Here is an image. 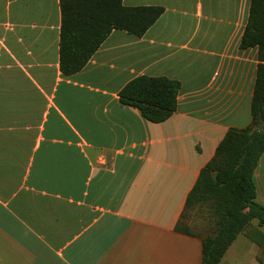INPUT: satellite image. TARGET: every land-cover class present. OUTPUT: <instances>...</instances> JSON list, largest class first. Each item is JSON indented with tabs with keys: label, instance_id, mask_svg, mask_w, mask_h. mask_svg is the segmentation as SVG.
I'll return each mask as SVG.
<instances>
[{
	"label": "crops",
	"instance_id": "1",
	"mask_svg": "<svg viewBox=\"0 0 264 264\" xmlns=\"http://www.w3.org/2000/svg\"><path fill=\"white\" fill-rule=\"evenodd\" d=\"M122 2L164 12L65 75L60 0H0V264H202L203 236L179 228L227 131L252 121L251 0ZM141 75L180 81L167 120L121 102ZM254 180L264 205V154ZM219 264H264L257 218Z\"/></svg>",
	"mask_w": 264,
	"mask_h": 264
},
{
	"label": "trees",
	"instance_id": "2",
	"mask_svg": "<svg viewBox=\"0 0 264 264\" xmlns=\"http://www.w3.org/2000/svg\"><path fill=\"white\" fill-rule=\"evenodd\" d=\"M60 6V68L65 75L84 68L113 30L143 36L164 12L162 6H126L122 0H60ZM240 45L258 47L259 53L252 121L246 128L227 131L186 202L187 208L196 201L209 200L216 216L215 234L203 238L202 264H219L254 218L264 225V205L256 201L254 180L264 154V0H251ZM180 89L179 80L141 75L128 82L119 96L122 103L137 107L146 119L162 122L177 110Z\"/></svg>",
	"mask_w": 264,
	"mask_h": 264
},
{
	"label": "rangeland",
	"instance_id": "3",
	"mask_svg": "<svg viewBox=\"0 0 264 264\" xmlns=\"http://www.w3.org/2000/svg\"><path fill=\"white\" fill-rule=\"evenodd\" d=\"M180 226L204 237L216 232V216L209 200H199L186 208Z\"/></svg>",
	"mask_w": 264,
	"mask_h": 264
}]
</instances>
